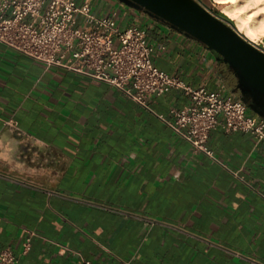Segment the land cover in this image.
<instances>
[{
  "label": "crops",
  "instance_id": "crops-1",
  "mask_svg": "<svg viewBox=\"0 0 264 264\" xmlns=\"http://www.w3.org/2000/svg\"><path fill=\"white\" fill-rule=\"evenodd\" d=\"M91 4L144 28L160 70L239 98L201 43L116 0ZM187 104L171 90L146 109L0 42V251L18 264H264V142L218 127L213 158L196 153L158 118Z\"/></svg>",
  "mask_w": 264,
  "mask_h": 264
},
{
  "label": "built area",
  "instance_id": "built-area-1",
  "mask_svg": "<svg viewBox=\"0 0 264 264\" xmlns=\"http://www.w3.org/2000/svg\"><path fill=\"white\" fill-rule=\"evenodd\" d=\"M116 9L99 15L91 0H0V42L46 67L59 66L105 82L136 104L149 109V102L171 90L188 99L171 109L164 121L186 140L196 153L213 158L206 142L211 130L251 134L264 142V119L251 112L240 98L224 96L221 89L193 87L160 70L146 31L137 24L121 25ZM5 126L23 135L13 120ZM28 246V239L25 248ZM0 264H18L9 248L0 251ZM80 264H91L81 259Z\"/></svg>",
  "mask_w": 264,
  "mask_h": 264
},
{
  "label": "water",
  "instance_id": "water-1",
  "mask_svg": "<svg viewBox=\"0 0 264 264\" xmlns=\"http://www.w3.org/2000/svg\"><path fill=\"white\" fill-rule=\"evenodd\" d=\"M204 45L235 78V90L247 108L264 119V50L225 19L196 0H116Z\"/></svg>",
  "mask_w": 264,
  "mask_h": 264
},
{
  "label": "bare ground",
  "instance_id": "bare-ground-1",
  "mask_svg": "<svg viewBox=\"0 0 264 264\" xmlns=\"http://www.w3.org/2000/svg\"><path fill=\"white\" fill-rule=\"evenodd\" d=\"M216 2L230 3L227 9L224 8L227 15L236 18L238 31L244 29L246 31L244 35L249 40L255 42L253 35L257 32L264 33V0H216Z\"/></svg>",
  "mask_w": 264,
  "mask_h": 264
},
{
  "label": "rangeland",
  "instance_id": "rangeland-1",
  "mask_svg": "<svg viewBox=\"0 0 264 264\" xmlns=\"http://www.w3.org/2000/svg\"><path fill=\"white\" fill-rule=\"evenodd\" d=\"M196 1L199 2L212 15L219 17V18H222L220 15H223L224 18H222V19H225L226 21L230 22L236 28V30H238L237 27H239V26L237 24L236 18L228 16L226 11H225V9H227V7L230 6V3L219 4L216 2V0H196ZM238 32H240L244 37H246L244 35V33L246 32L244 29H242L241 31H238ZM257 33H258V35H257ZM257 33L254 34L255 36L253 35V38L255 37V39H254L255 42L251 41V40L250 41L253 42L256 45V47H258L259 49L264 50V33H262L263 35L260 34L259 32H257ZM256 35H257V37H256Z\"/></svg>",
  "mask_w": 264,
  "mask_h": 264
},
{
  "label": "trees",
  "instance_id": "trees-1",
  "mask_svg": "<svg viewBox=\"0 0 264 264\" xmlns=\"http://www.w3.org/2000/svg\"><path fill=\"white\" fill-rule=\"evenodd\" d=\"M220 16H221L222 18H224L223 15H220Z\"/></svg>",
  "mask_w": 264,
  "mask_h": 264
}]
</instances>
